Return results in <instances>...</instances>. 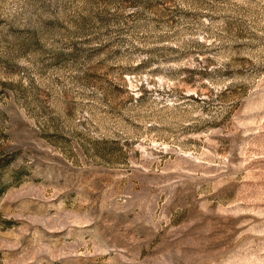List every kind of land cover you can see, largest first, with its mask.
Instances as JSON below:
<instances>
[{
    "label": "rangeland",
    "instance_id": "1",
    "mask_svg": "<svg viewBox=\"0 0 264 264\" xmlns=\"http://www.w3.org/2000/svg\"><path fill=\"white\" fill-rule=\"evenodd\" d=\"M0 264H264V0H0Z\"/></svg>",
    "mask_w": 264,
    "mask_h": 264
}]
</instances>
